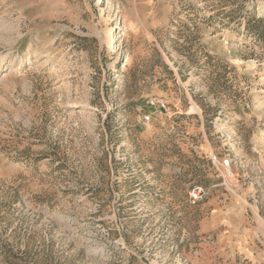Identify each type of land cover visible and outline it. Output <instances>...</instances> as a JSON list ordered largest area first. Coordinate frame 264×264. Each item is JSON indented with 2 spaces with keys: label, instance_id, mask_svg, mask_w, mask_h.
Here are the masks:
<instances>
[{
  "label": "rangeland",
  "instance_id": "1",
  "mask_svg": "<svg viewBox=\"0 0 264 264\" xmlns=\"http://www.w3.org/2000/svg\"><path fill=\"white\" fill-rule=\"evenodd\" d=\"M4 67L0 264H264V0H0Z\"/></svg>",
  "mask_w": 264,
  "mask_h": 264
},
{
  "label": "built area",
  "instance_id": "2",
  "mask_svg": "<svg viewBox=\"0 0 264 264\" xmlns=\"http://www.w3.org/2000/svg\"><path fill=\"white\" fill-rule=\"evenodd\" d=\"M162 109H166L165 105H162ZM230 160H226L223 162L222 168H230ZM207 196V190L202 187V186H196L194 188H192L189 193H188V199L189 202H191L192 204H196L198 202H201L202 200L205 199V197Z\"/></svg>",
  "mask_w": 264,
  "mask_h": 264
},
{
  "label": "bare ground",
  "instance_id": "3",
  "mask_svg": "<svg viewBox=\"0 0 264 264\" xmlns=\"http://www.w3.org/2000/svg\"><path fill=\"white\" fill-rule=\"evenodd\" d=\"M118 29H121V28L119 27ZM121 39L122 37H120V32L117 35L114 34L109 41L107 52L115 53L118 50V43ZM122 60H123L122 54L115 56L113 58V62L111 66L112 70L114 71L117 70L118 65L122 63ZM5 71H6V67H4L3 69H0V74Z\"/></svg>",
  "mask_w": 264,
  "mask_h": 264
}]
</instances>
